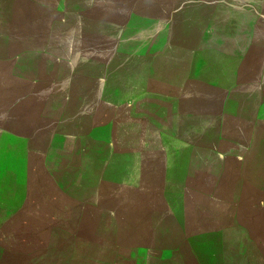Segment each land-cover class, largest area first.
Instances as JSON below:
<instances>
[{
    "label": "rangeland",
    "instance_id": "obj_1",
    "mask_svg": "<svg viewBox=\"0 0 264 264\" xmlns=\"http://www.w3.org/2000/svg\"><path fill=\"white\" fill-rule=\"evenodd\" d=\"M18 3L15 20L0 23V85H12L9 61L21 77L20 103L0 126V264H156L140 247L113 244L124 238V214L80 203L92 185L87 152L107 158L96 165L99 178L136 183L149 161L121 153L109 167L124 122L112 132L97 124L103 113L145 116L143 126L134 118V141L174 147L160 131L193 104L197 142L217 150L199 151L193 175L179 183L185 196L169 198L197 212L194 245L176 246L175 263L264 264V0ZM164 85L185 91L180 103L164 100ZM98 194L109 206L107 181ZM237 208L239 224L223 230Z\"/></svg>",
    "mask_w": 264,
    "mask_h": 264
},
{
    "label": "crops",
    "instance_id": "obj_2",
    "mask_svg": "<svg viewBox=\"0 0 264 264\" xmlns=\"http://www.w3.org/2000/svg\"><path fill=\"white\" fill-rule=\"evenodd\" d=\"M19 6L18 0H0V23L14 21L15 18L10 17L9 13L12 10L16 11V9H19ZM12 46H16L17 48L15 49H19V45L13 43ZM4 64V60L2 61L0 59V70L3 76L6 74L3 72L5 70L3 67ZM8 64L9 70L7 77L12 80V85H0L1 127L5 126V121L10 117L9 112L14 110L15 103L18 105L21 100L20 93H18L20 88L19 81L21 80L20 68L14 61H9ZM1 74L0 76H2ZM158 91L164 100L170 102L178 101V103H180L181 98H184L186 94L185 91L182 92L176 86L170 85H164V88H160ZM14 93L17 94L16 98ZM108 102L109 106L112 105L113 107L115 105L114 108H117L111 99ZM114 112L116 111L112 109L105 111L103 113V119L98 121V123L96 122L100 125H107L112 132L116 131V123L118 124L120 122L118 120L120 117H122L124 122L122 130L118 131L124 134L123 143H118L119 141L117 142L116 136L110 141L113 149L109 153V167H113L112 164L115 157L121 155V153H124L128 157L133 156V154L138 156L139 154L142 159L147 158L149 166L145 168V163H141V179L136 183H133L127 177L123 182L117 181V178L112 177L114 175H110L107 179H101L97 176L96 165L104 164L107 158L101 156L100 154L103 155V152L98 151V149H94L92 154L87 152V156L92 159L93 165L91 176L92 185L90 192L87 191L86 193L85 188L83 189V195L80 192V203H90L92 200L91 203L96 210L108 209L114 215L124 214V219L118 222L117 227L118 229H122L125 235L124 238H115L112 241L114 245L140 247L138 251L142 258L155 261L156 264H166L165 261L176 264V246L180 248L185 245H194V239L197 236L198 230L196 222L197 212L195 209L185 205L173 206L169 198L175 195L179 197L185 196L184 191L179 188V183L193 175L191 173L192 163L197 160L199 151L213 152L217 148L212 143L197 142L196 136L198 130L195 124L197 110L195 104H193L192 108L189 105L187 109H180L178 107L172 112V118H168L165 121L164 127L166 129L160 131L171 134L169 138L177 143L174 147H168L165 144L154 146L153 143H147L146 139L142 140V137L140 142L136 143L133 137L130 136L133 134L134 118L139 117L138 120L136 118L137 121L135 123L143 126L146 124V117L137 114L134 117L132 110L124 111V116L118 113L114 114ZM170 127L171 129H167ZM181 152H185L183 155L185 154L184 157L186 159L182 157ZM85 156L86 153L83 151L84 160ZM174 157H177V159H174ZM173 162H176L178 165H175ZM128 165L131 166L132 164L128 162L125 169ZM181 170L184 177L179 180L173 175L175 172ZM102 180L107 181L111 192V195L106 198L109 200V206L100 202L101 195L98 194V190ZM120 194H124L126 201L125 205L118 210L116 204ZM110 203H114V205H110ZM238 210L237 208L228 211L229 221L223 226V230L233 228L239 224L238 220H234L235 215L239 213ZM211 228V226L210 228L208 226L205 230L208 231ZM126 231H129V234ZM142 264H149V262H143Z\"/></svg>",
    "mask_w": 264,
    "mask_h": 264
}]
</instances>
